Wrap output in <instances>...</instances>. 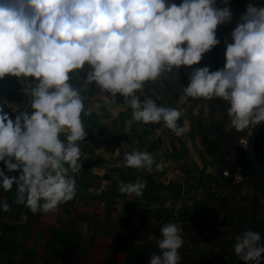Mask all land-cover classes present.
Segmentation results:
<instances>
[{
	"label": "clouds",
	"instance_id": "obj_1",
	"mask_svg": "<svg viewBox=\"0 0 264 264\" xmlns=\"http://www.w3.org/2000/svg\"><path fill=\"white\" fill-rule=\"evenodd\" d=\"M0 0V79L26 83L28 108L14 119L0 103V189L16 185V203L35 214L55 211L76 194L81 170L80 142L87 135L84 117L99 110L71 83L88 69L82 83L95 82L102 97L121 95L132 109L131 121L163 122L176 136L186 129L183 111L157 105L137 95L181 66H192L220 43L218 25L232 21L229 0ZM226 44L222 69H194L182 88V100L220 98L237 131L264 123V6L248 3ZM28 78H33L29 80ZM12 107L13 112L18 108ZM63 137V138H62ZM125 167L151 171L161 167L151 153L133 150ZM18 172V176L7 173ZM120 191L142 196L146 183L120 182ZM9 204L0 200V209ZM159 254L148 264H179L184 240L179 224L168 222L156 241ZM234 253L244 264H264V240L244 230L235 237Z\"/></svg>",
	"mask_w": 264,
	"mask_h": 264
},
{
	"label": "rangeland",
	"instance_id": "obj_2",
	"mask_svg": "<svg viewBox=\"0 0 264 264\" xmlns=\"http://www.w3.org/2000/svg\"><path fill=\"white\" fill-rule=\"evenodd\" d=\"M174 2L179 5L181 0ZM240 12L235 16L238 21ZM226 30L218 25L216 38ZM215 48L220 56L221 44ZM205 66L216 71L210 50L199 63L166 73L137 93L141 101L151 98L157 105L183 111L182 117H187L178 123L186 131L176 136L163 122L131 121L132 109L121 95L102 97L110 94L102 93L95 82L87 89L82 83L86 64L71 83L81 89L86 106L99 102L101 107L84 117L87 135L80 142L81 170L74 174L76 194L55 211L33 214L16 203L15 184L10 191L0 189V200L10 206L7 211L0 209V264H148L151 255L160 252L156 241L168 222L182 228L179 264H244L234 253L235 237L251 229L264 240V198H254L253 184L245 185L257 175L255 163L264 160V152L252 149L254 142L248 149L237 146L239 156L233 155L245 166L229 171L222 139L213 146L204 133L196 135L194 130L204 124L189 116L185 106L201 98L182 100L181 87L188 85L194 69ZM25 87L24 80L13 76L0 79V103L13 119L28 108ZM191 149L201 161L193 171L180 159ZM133 150L151 153L161 167L151 171L125 167L123 156ZM225 169L229 176H224ZM237 173L244 178L238 184L232 179ZM7 174L18 176V172ZM138 179L146 183L142 196L120 191V182Z\"/></svg>",
	"mask_w": 264,
	"mask_h": 264
},
{
	"label": "crops",
	"instance_id": "obj_3",
	"mask_svg": "<svg viewBox=\"0 0 264 264\" xmlns=\"http://www.w3.org/2000/svg\"><path fill=\"white\" fill-rule=\"evenodd\" d=\"M247 1L255 5L264 6V0H243L242 4H238L237 2L234 1L230 5L232 6L230 7V10L232 12L233 19L231 22L223 24L224 28L227 29L226 32H223V33H227L230 36V38H231V32L234 30L238 22V20L235 19V16L239 14L238 10L241 11L240 12L241 14L238 16V19L241 17V15H243L242 13H245L244 11L246 9L244 8L248 5ZM237 7L239 8L237 9ZM221 47L223 49H221L222 51H220V56L218 55L219 56L218 57L219 59L218 70L222 69L226 63L225 61L226 60V57H225L226 49L222 45ZM200 100L201 101H194V104L192 102L188 106H185V107H188L187 111L189 112V114H191L189 116L196 117L197 122L199 124L201 125L204 124L203 126L204 128L202 129L200 128L201 130L196 129L194 130V132H196V135L198 136H200V133H204L205 137L208 140L212 141L213 146L218 145L222 139V141L225 144V148H226V150L224 149V155L228 153L227 158H226L227 160L226 169H229V171H232L234 170V168L240 167L242 165L244 167L245 163L243 162V160H238L236 159V156L233 155V153H236L237 156H239L238 151H236L237 150L236 149L237 147L236 138L240 134L241 131H237L230 125L229 119L227 117V107H228L227 102L223 101L220 98H213L210 100L201 98ZM186 117L187 116L182 117V122L186 119ZM195 128L196 127L194 126V129ZM184 139L187 140V137L184 136ZM253 142H254V145L252 149H255L259 153L260 151L264 152V123H261L259 125ZM191 146H193V144ZM203 154H208V153H203ZM186 156H188L189 158H187ZM198 157H199L198 154H192V149H191V153L185 154V156L180 159L184 161L181 163H185L183 167L188 168L189 171H193L195 166L196 165L199 166V164L201 163ZM257 161L255 163V168L258 171V173L257 175H255V178L253 179L248 178L245 185L249 187L250 184L248 183L253 184L252 186H254V198H264V160L262 159V162H257ZM237 163L239 166L237 165ZM203 164L205 163H202L201 165ZM226 169H225V172L227 171ZM237 174H240V173H237Z\"/></svg>",
	"mask_w": 264,
	"mask_h": 264
},
{
	"label": "built area",
	"instance_id": "obj_4",
	"mask_svg": "<svg viewBox=\"0 0 264 264\" xmlns=\"http://www.w3.org/2000/svg\"><path fill=\"white\" fill-rule=\"evenodd\" d=\"M233 0H229V5L230 6L232 4ZM217 7H223L224 5L220 3V0H217ZM220 44L226 49V44L225 41H227L228 43H231L232 40L230 38V36L227 33H223L220 35ZM259 126H253L249 129H245V130H241L240 134L237 136L236 138V145L241 148V149H248L250 148V146L252 145L254 139H255V135L257 132ZM225 176H229V174L227 172L223 173ZM233 182L234 183H241L244 178L240 175V174H236L234 176H232Z\"/></svg>",
	"mask_w": 264,
	"mask_h": 264
},
{
	"label": "trees",
	"instance_id": "obj_5",
	"mask_svg": "<svg viewBox=\"0 0 264 264\" xmlns=\"http://www.w3.org/2000/svg\"><path fill=\"white\" fill-rule=\"evenodd\" d=\"M234 1V0H233ZM233 3V2H232ZM211 59L213 60L214 67L218 69L219 67V59H218V53L216 51V48L210 50Z\"/></svg>",
	"mask_w": 264,
	"mask_h": 264
}]
</instances>
